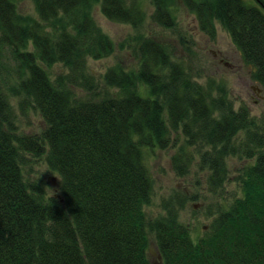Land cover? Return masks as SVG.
Instances as JSON below:
<instances>
[{"label":"trees","instance_id":"obj_1","mask_svg":"<svg viewBox=\"0 0 264 264\" xmlns=\"http://www.w3.org/2000/svg\"><path fill=\"white\" fill-rule=\"evenodd\" d=\"M18 1L0 0V54L12 64L0 70V264H151L149 233L161 264H264V110L257 122L246 104L234 108L224 83L199 82L167 41L142 33L130 63L117 60L95 81L87 58L115 46L92 7L138 28L139 0H32L38 19L18 12ZM179 1L210 40L220 24L264 91V0H150L151 22L173 28ZM55 63L66 69L51 79L45 67ZM10 96L21 114L38 111L40 135L17 131ZM171 144L175 173L197 156L214 194L228 179L229 156L250 160L238 170L240 195L220 198L195 240L174 210L153 220L144 212L152 195L144 151ZM25 153L43 155L58 175L56 196L23 178Z\"/></svg>","mask_w":264,"mask_h":264},{"label":"rangeland","instance_id":"obj_2","mask_svg":"<svg viewBox=\"0 0 264 264\" xmlns=\"http://www.w3.org/2000/svg\"><path fill=\"white\" fill-rule=\"evenodd\" d=\"M139 1L145 10V19L138 28H133L127 23L108 20L101 13L98 3L92 7L91 15L94 21L111 38L115 46L114 51L106 57L100 59L87 58L86 70L95 81H99L105 70L117 60H123L124 65L130 63L129 53L134 45L133 38L135 34L142 33L167 41L173 47V59L188 67L192 74H198L197 80L199 82L203 83L207 78H214L215 81L224 83L234 108H238L244 103L247 105L250 115L255 117L257 122L261 119L264 99H261L257 94V84L249 76V66L243 63L241 54L233 44L230 35L218 22L215 23V39L210 40L199 31L193 14L188 12L179 1L176 4L175 26L166 29L151 22L150 14L153 6L150 0ZM245 1L255 4L254 0ZM17 10L23 15L38 19L32 0L18 1ZM47 29L51 28L47 26ZM182 40L188 45L185 46L188 48L187 51L181 45ZM27 48L32 49L30 43ZM11 65L8 56L5 53L0 54V70L9 73L12 71ZM45 69L50 78L54 79L58 73L65 72L66 68L60 63H55L51 67H45ZM9 77L12 78L10 84L14 83V77ZM74 92L84 95V92L76 89ZM9 101L16 114L17 131L40 135L44 128V122L38 111L27 106L24 113L21 114L17 98L10 96ZM242 136L243 131L238 132L235 141L241 140ZM182 141L183 137L179 136L176 145L178 146ZM176 148L171 144L165 149L156 148L144 151V160L152 177V195L149 204L144 206V212L148 219L153 220L164 215L168 208L174 210L178 219L189 226L191 237L195 240L207 229L210 221L207 212L210 209H215L216 202L220 198L223 201H230L235 195H240L237 182L238 170L250 160L238 155L229 156L227 158L228 179L223 190L214 194L207 191L206 177L208 172L198 168L197 156H194L188 171L183 176H178L175 173L171 164V155L176 151ZM24 157L25 162L21 165L23 178L28 181H37L44 190L45 197L56 196L59 177L48 169L44 156H33L25 153ZM148 241L147 255L150 263L161 264L157 256L153 233H149Z\"/></svg>","mask_w":264,"mask_h":264},{"label":"water","instance_id":"obj_3","mask_svg":"<svg viewBox=\"0 0 264 264\" xmlns=\"http://www.w3.org/2000/svg\"><path fill=\"white\" fill-rule=\"evenodd\" d=\"M259 92H262V88L261 87H257ZM261 99H264V94L260 96Z\"/></svg>","mask_w":264,"mask_h":264},{"label":"flooded vegetation","instance_id":"obj_4","mask_svg":"<svg viewBox=\"0 0 264 264\" xmlns=\"http://www.w3.org/2000/svg\"><path fill=\"white\" fill-rule=\"evenodd\" d=\"M221 60H223V59H221ZM256 91H257V94H258L259 96L262 95L261 92L258 91V88H257V87H256Z\"/></svg>","mask_w":264,"mask_h":264}]
</instances>
